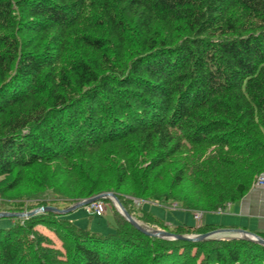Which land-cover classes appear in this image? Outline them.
<instances>
[{
    "label": "trees",
    "instance_id": "obj_1",
    "mask_svg": "<svg viewBox=\"0 0 264 264\" xmlns=\"http://www.w3.org/2000/svg\"><path fill=\"white\" fill-rule=\"evenodd\" d=\"M263 171L264 0H0V212L113 192L148 227L203 234L219 226L169 228L134 198L218 212ZM70 213L11 217L0 264H264L247 239Z\"/></svg>",
    "mask_w": 264,
    "mask_h": 264
},
{
    "label": "rangeland",
    "instance_id": "obj_2",
    "mask_svg": "<svg viewBox=\"0 0 264 264\" xmlns=\"http://www.w3.org/2000/svg\"><path fill=\"white\" fill-rule=\"evenodd\" d=\"M14 193H17V191H15ZM106 199H108V201L104 200V203L106 205L107 210L102 217L91 215L86 211L85 207H82L72 211V213L69 214L70 219L73 220V222L76 225L83 228H88L95 233L105 234L110 232L113 228L112 226L114 223V218L111 211H113V207L117 211L118 209L112 199L111 200L110 198H106ZM134 203H135V208L141 209L142 207L144 210L151 212L155 217L165 221V223L170 226L169 228L176 227L180 224H186L192 226L200 223L199 221L196 220L194 215L195 213L202 214L203 222H204L203 224H206L205 223L206 218L208 215L211 214H217L219 220H221L222 217L225 218L224 213H214V212L203 213L201 211L193 212L190 210H186L180 205L178 206L172 203L164 205L153 202H145L138 198H134ZM221 211L222 210H220L219 212ZM12 221L13 220L11 217H0V229H7L12 225ZM140 222L143 225L147 226L145 223H143V221ZM40 228H42V231L45 234L52 237L55 247L62 249V242L59 239H57V237L52 232L46 230L44 227H40Z\"/></svg>",
    "mask_w": 264,
    "mask_h": 264
},
{
    "label": "water",
    "instance_id": "obj_3",
    "mask_svg": "<svg viewBox=\"0 0 264 264\" xmlns=\"http://www.w3.org/2000/svg\"><path fill=\"white\" fill-rule=\"evenodd\" d=\"M106 198H110L114 201L119 213L126 220L131 222L139 230L144 231L145 233H147L149 235L159 236V237L168 238V239H184V240H191V241H200V240H205V239H220V238H223L225 235L232 234V238L247 239V240L254 241V242H257V243L264 245V237L260 236L259 234L255 233V232L248 231V230L242 229V228H218V229L209 231L207 233L196 234V235H181V234H174V233H171L168 231L153 229L151 227L143 225L139 220H137L135 217H133L124 208V206L122 205L119 198L113 192H103V193L97 194L93 197L79 201V202L71 205L70 207H68L66 209H60V208L55 207V206H47V207H40V208L34 209L32 211H29V212H7V211H3V212H0V217H29V216H33L39 212L48 211V210L53 211V212H57V213H61V214H67V213H70L76 209L83 207V206H86L90 203H93L97 200H102V199H106Z\"/></svg>",
    "mask_w": 264,
    "mask_h": 264
},
{
    "label": "crops",
    "instance_id": "obj_4",
    "mask_svg": "<svg viewBox=\"0 0 264 264\" xmlns=\"http://www.w3.org/2000/svg\"><path fill=\"white\" fill-rule=\"evenodd\" d=\"M214 213H224L225 218L219 220L217 214H211L207 216L205 223L217 224L219 228H242L264 235V189L253 187L242 200ZM199 222L204 223L203 217ZM230 237L232 238V234L223 238Z\"/></svg>",
    "mask_w": 264,
    "mask_h": 264
},
{
    "label": "built area",
    "instance_id": "obj_5",
    "mask_svg": "<svg viewBox=\"0 0 264 264\" xmlns=\"http://www.w3.org/2000/svg\"><path fill=\"white\" fill-rule=\"evenodd\" d=\"M253 187L258 189H264V171L257 176L255 182L253 183ZM84 207L88 213H93L98 216H102L107 210L103 200L95 201ZM195 218L197 221H200L202 218V214L195 213Z\"/></svg>",
    "mask_w": 264,
    "mask_h": 264
},
{
    "label": "bare ground",
    "instance_id": "obj_6",
    "mask_svg": "<svg viewBox=\"0 0 264 264\" xmlns=\"http://www.w3.org/2000/svg\"><path fill=\"white\" fill-rule=\"evenodd\" d=\"M222 7V6H221ZM223 10V9H222ZM41 131V130H40ZM38 132H39V130H38ZM136 196V195H135ZM139 197V196H138ZM111 200V199H110ZM98 201V200H97Z\"/></svg>",
    "mask_w": 264,
    "mask_h": 264
},
{
    "label": "clouds",
    "instance_id": "obj_7",
    "mask_svg": "<svg viewBox=\"0 0 264 264\" xmlns=\"http://www.w3.org/2000/svg\"><path fill=\"white\" fill-rule=\"evenodd\" d=\"M103 200V199H102ZM84 207V206H83ZM82 208V207H81ZM106 213V212H105ZM104 215V214H103ZM195 215V214H194Z\"/></svg>",
    "mask_w": 264,
    "mask_h": 264
}]
</instances>
